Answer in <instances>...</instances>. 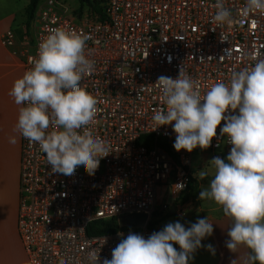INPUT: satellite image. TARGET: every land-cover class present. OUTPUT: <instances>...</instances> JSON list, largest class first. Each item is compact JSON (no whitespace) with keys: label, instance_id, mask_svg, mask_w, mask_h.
<instances>
[{"label":"built area","instance_id":"2783aa9c","mask_svg":"<svg viewBox=\"0 0 264 264\" xmlns=\"http://www.w3.org/2000/svg\"><path fill=\"white\" fill-rule=\"evenodd\" d=\"M222 2L233 18L223 27L213 20L217 0H105L102 16L84 21L67 15L60 0H41L24 71L33 66L39 43L53 30L86 37V55L95 62V71L82 80L97 102L92 135L108 143L110 154L94 175L80 171L70 179L53 173L46 154L21 136L18 232L30 264H87L93 249L101 262L111 259L112 249L130 232H148L150 223L170 214L173 205L182 213L194 155L202 149L177 152L170 125L154 130L153 114L166 109L157 79L176 78L184 65L203 94L215 83H228L233 70L251 67L253 56L264 57V13L246 14V0ZM15 42L12 31L4 34V46L14 48ZM223 124L203 150L226 160L232 145L220 136ZM158 143L166 144L172 156ZM178 183L184 184L181 191L174 187ZM162 190L171 201L158 205ZM133 215L148 216L145 230L87 234L96 221ZM158 230L160 224L149 232Z\"/></svg>","mask_w":264,"mask_h":264},{"label":"clouds","instance_id":"9594fccd","mask_svg":"<svg viewBox=\"0 0 264 264\" xmlns=\"http://www.w3.org/2000/svg\"><path fill=\"white\" fill-rule=\"evenodd\" d=\"M253 11L264 13V0H246L244 12ZM213 20L221 27L233 22L222 0H217ZM86 41L75 31L53 30L39 43L37 56L30 61L33 66L9 91L21 106L15 130L46 154L53 173L70 179L80 171L94 175L101 159L110 154L108 143L92 135L97 102L82 80L95 71V62L86 55ZM252 59L251 67L233 70L228 83H215L203 94L184 65L176 78L160 76L155 84L166 109L157 110L152 120L154 130L170 125L176 134L174 149L189 153L209 148L224 121L220 136H226L232 147L226 160L217 156L209 162L214 173L199 199L214 201L232 219L226 247L236 253L243 245L250 250L245 264H264V57ZM9 143L15 144L16 138ZM199 175L203 179L209 173ZM174 187L181 191L184 184ZM213 231L207 218L187 228L180 222L168 223L147 238L130 232L112 249L111 259L101 262L93 249L86 260L87 264H189L201 247L215 254L212 245L201 243Z\"/></svg>","mask_w":264,"mask_h":264},{"label":"crops","instance_id":"0c3cea01","mask_svg":"<svg viewBox=\"0 0 264 264\" xmlns=\"http://www.w3.org/2000/svg\"><path fill=\"white\" fill-rule=\"evenodd\" d=\"M27 6L28 3H20L19 0H0V264H30L18 232L21 135L15 130V125L21 106L16 105L9 95L14 82L25 73V52L34 47L35 24L33 22L28 31L27 20L23 14ZM8 31L15 35L14 48L2 44L3 36ZM11 137L16 138L15 144L9 143ZM192 172L194 181L195 177L199 176L196 170L192 169ZM212 173L207 175L211 179ZM200 185L202 186V183ZM197 186L193 197H196L200 190L199 185ZM201 218H207L213 223V234L201 243L205 246L212 245L215 254L206 247H201L193 254L189 264H231L235 259L236 264H245L250 255L249 249L241 245L234 253L226 247V241L229 239L227 231L233 221L223 213L222 207H203L198 198L194 201L191 197L184 203L182 213H177L165 223L172 220L173 223L180 222L187 228ZM146 235H151V232H146ZM174 247L180 250L179 245Z\"/></svg>","mask_w":264,"mask_h":264},{"label":"rangeland","instance_id":"374dc122","mask_svg":"<svg viewBox=\"0 0 264 264\" xmlns=\"http://www.w3.org/2000/svg\"><path fill=\"white\" fill-rule=\"evenodd\" d=\"M60 1L65 4L67 15L72 16V17L78 19L79 21H84L87 19L88 20H95L97 14L94 13V11L92 10V6L95 5V6L102 9L104 6V3H105V0H87L85 5L82 7L81 2L79 0H60ZM19 2L20 3H22V2L28 3V6L23 11V14L27 20L28 19V8H29V5L31 3V0H19ZM213 157H214V154L210 151H207V150L195 152L193 170H196L197 175L199 177H195L194 182H195L196 186L199 185L200 190L198 191L196 197H193L194 193H192V195L190 196V198L191 197H192V199L194 198V201L197 200V198H198V200H200L199 199L200 191L202 189L208 188L211 177L205 176L203 179H200L199 174L201 171L208 172L209 174L212 172L214 173V169L209 164V162L211 161V159ZM200 183H202V186L200 185ZM165 195H167V191L163 192V190H162L159 192L160 198L158 199V205L161 203L162 200H167V198H163V196H165ZM189 199H188V201H189ZM188 201H186V202H188ZM200 201H201V205L203 207H205V206H220L212 200L205 199V200H200ZM167 202L170 203V201H168V200H167ZM173 217L174 216H172L171 218H173ZM160 221H159L160 230H162L166 224L173 223L172 220H170L166 223H165V221L160 223ZM160 230H158V231H160ZM137 234L143 235L145 238H147V236H149V235H146L145 232L142 233V231L138 232Z\"/></svg>","mask_w":264,"mask_h":264},{"label":"trees","instance_id":"16d2710c","mask_svg":"<svg viewBox=\"0 0 264 264\" xmlns=\"http://www.w3.org/2000/svg\"><path fill=\"white\" fill-rule=\"evenodd\" d=\"M79 1L81 2L82 7L87 2V0H79ZM40 2H41V0H31V3H30L29 8H28V19H27V23H26V27H27L28 31L31 28V25L34 21L35 12H36ZM92 10L94 11V13L102 16V9L101 8L94 5V6H92ZM145 140H146L145 138L142 139V143H144ZM158 145L161 148L168 151V153L172 156V153L169 151L166 144L158 143ZM189 189H190L189 194H187L183 198V201H182L183 203L188 201V199L190 198L192 193L196 192L198 189V186H196L194 184L193 180H192V185L190 186ZM171 217L172 216L170 214H167L165 217H163L161 219L160 223L166 221L167 219H169ZM158 224H159V222L150 223V225L148 226V230L149 231L155 230V227ZM121 230H122V228L120 227L118 221L116 219H111V220H107V221H96V222L90 224V226L88 227V230H87V234L89 237L111 236V235L117 234Z\"/></svg>","mask_w":264,"mask_h":264},{"label":"water","instance_id":"95a60500","mask_svg":"<svg viewBox=\"0 0 264 264\" xmlns=\"http://www.w3.org/2000/svg\"><path fill=\"white\" fill-rule=\"evenodd\" d=\"M177 214L176 205L172 206V210L170 212L171 216ZM148 216L146 215H133L126 216L118 220V223L121 228H132L136 230H145L147 227Z\"/></svg>","mask_w":264,"mask_h":264}]
</instances>
